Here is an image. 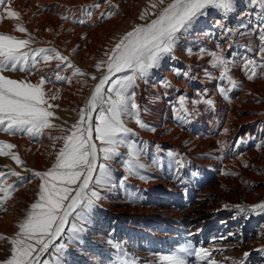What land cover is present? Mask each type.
I'll return each mask as SVG.
<instances>
[{
    "label": "bare ground",
    "instance_id": "bare-ground-1",
    "mask_svg": "<svg viewBox=\"0 0 264 264\" xmlns=\"http://www.w3.org/2000/svg\"><path fill=\"white\" fill-rule=\"evenodd\" d=\"M241 2L237 4L238 8L240 7L237 17L228 19L223 29L217 26V21H221L217 16H212L209 21L205 20L201 30L194 28L197 23L193 25L194 27L180 37L172 54L165 56L158 68L151 70L144 81H138L135 88L137 104L142 110L147 109V114L141 119L155 131L140 129L132 121H129L127 126L135 133L131 139L140 151V161L145 163L146 160L145 165L149 174L153 175V182L143 185L132 178L130 185L138 194H145L149 190L148 187H152V193L149 192L144 199L152 195L148 199V205L159 210L155 213L152 210L127 206L124 200L119 198L120 189L116 188L111 190L109 196L103 192L101 203L107 210L104 216L106 222L103 220L102 223H108V230L111 228L116 231L117 224L127 222L135 214H141L140 217L145 220L148 218L158 221L160 225L148 230L138 229L128 238L129 241L126 240L127 245L131 243L132 251L139 255L151 252L149 247L156 242L153 239L155 238L166 244L162 249L157 248L158 251H167L168 254L185 244H190L193 248L204 247L210 250L216 247L218 251L212 252V258L219 264H232L233 260H240L245 252L250 253L246 264H264L261 253L259 257H253L256 249L264 247V224L258 226L257 230H254V226H239L237 221L221 212L222 204L235 196L256 201L264 194V147H257L264 144V76L253 80L246 78L242 57L248 56V53L245 54L243 45H239L243 31L249 34L253 45L259 46V32H254L253 29L261 14L259 9ZM151 3L147 0H15V9L20 13V19L7 22L5 27L12 30L15 24H23L27 34L32 36L31 47H44L51 43L67 56L70 62L89 65V68L92 66L91 71H85L99 76L100 73L95 69L99 46L105 42L114 43V30L124 26L125 29L128 25L133 27L138 8L146 12L147 20L154 18L150 14L155 10L148 8ZM94 4H99L100 7L89 8L91 17L81 14L83 8ZM102 13L111 15L98 18ZM80 20H83V23H80ZM147 20H140L141 23L137 21L136 24L146 23ZM225 29L229 31L225 32ZM217 45L224 50L227 58L235 60L230 66V75L240 87L231 88L226 80L219 79V70L212 68L209 63L210 56L200 55L201 48L218 51ZM188 49H191V54ZM73 50L77 53H73ZM252 55L248 57L258 59L257 54ZM206 71L211 73L213 78L209 79ZM60 74L65 75V72L60 71ZM43 75L45 74L40 72V76ZM48 80L50 82L47 86L51 88L48 95H52V92L58 95V99L54 101L59 104L61 116L74 118L78 113L74 103L78 100L75 88L79 83L68 80L63 85L51 77ZM161 81H166L171 86H162ZM96 82L90 87L85 101ZM220 88L226 91L221 93ZM181 96L185 97L187 115L179 112ZM202 99H211L213 104L194 103ZM151 111L153 113L149 114ZM19 141L24 144V154L30 166L36 170L51 167L56 149L48 137L35 143L27 142L23 138ZM167 151L183 162V167L178 164L172 167V176L169 162L165 159ZM199 152H204L206 157L203 155L204 158L196 160L194 157L200 154ZM151 155L156 158L157 167H154L153 162L147 161L149 158L151 160ZM189 160L192 164H185ZM201 164L208 167L202 175L203 181L198 180L201 171L197 168ZM176 173L182 185L174 186L176 184L173 178ZM28 192L26 186V189L19 190L5 204L2 210L5 212L0 217V233L7 231L14 234L18 230L16 225L22 216L15 208L22 206L24 202L19 195ZM158 211L162 212V216ZM171 215L176 219H170ZM104 229H99V233ZM114 236L113 239H97L101 242L100 245L111 247L110 250L113 251L112 242L117 239ZM226 238H232V242ZM146 241L148 246L143 249L139 247ZM114 249L116 251L115 246ZM99 250L104 252L106 248L101 247ZM99 250L97 253L77 250V256H72L75 262L72 260L71 263L91 264L96 260L97 264H108L115 253L105 257L106 255L99 254ZM192 258L195 264V259ZM83 260L86 263H80Z\"/></svg>",
    "mask_w": 264,
    "mask_h": 264
},
{
    "label": "snow or ice",
    "instance_id": "snow-or-ice-1",
    "mask_svg": "<svg viewBox=\"0 0 264 264\" xmlns=\"http://www.w3.org/2000/svg\"><path fill=\"white\" fill-rule=\"evenodd\" d=\"M10 3L11 0H0V18L6 16L19 20L20 13L12 10ZM249 4L259 9L261 14L253 29L259 32L258 59L242 57L246 78L253 80L264 76V0H249ZM99 7V4L88 6L83 8L81 14L91 17L89 8ZM151 8L155 10L150 14L154 18L147 20L146 12L142 11L139 19L147 22L133 25L105 52L106 59L96 62L95 68L100 75L91 76L97 82L79 109V118L68 128L53 123L54 119H59L54 113V109L59 106L53 105L50 100H57L58 95L49 96L45 92L44 85L50 82L47 76H41L37 83H32L27 78H10L5 73L19 71L30 76L40 71L41 62L47 65L55 60L58 63L52 74L57 81L70 80L60 74L62 66L72 69L73 76L87 74L54 47H31L33 40L30 35L28 38H18L0 33V133L25 134L35 138L46 129L57 130L59 135L49 134L48 138L53 141V146L57 141H62L54 162L45 171L25 168L24 171L29 172L30 177L12 169L7 173L0 171V210L4 209L16 187L31 182V178L39 180L34 202L18 221V230L11 237L0 235V241L7 239L10 245V254L0 260V264H51L49 259L43 257L50 249H54L57 254L63 252L66 245L56 242L64 237L65 232L71 241L84 230L83 225L87 223L90 212L102 199L101 189L112 183L110 162L122 155L119 151L121 147L127 148L128 158L124 164L129 175H138V170L145 165L140 162V151L131 139L135 133L127 123L132 121L140 129L155 131L141 119L135 92L138 81L145 80L150 70L158 67L160 61L174 51L180 37L200 17L207 15L210 9L227 17L234 10V0H156L151 3ZM105 15L111 13H102L98 18ZM79 22L83 23V20ZM217 26L224 28L219 20ZM15 31L27 33V29L19 23L15 25ZM244 47L252 51L249 46ZM217 48L218 51L201 48L200 55L210 56L209 63L212 68L219 70V79L226 80L231 88L240 87L230 75V66L235 60L227 58L219 45ZM188 52L191 54V49ZM206 75L209 79L213 78L207 71ZM161 85L171 86L166 81H161ZM219 90L221 93L226 91L224 88ZM195 102L213 104L211 99ZM179 105V112L187 115L185 97L179 98ZM64 123L67 124V121ZM257 147H264V144ZM14 148L12 143L0 140V157H10L17 166H22L24 161L13 151ZM176 163L183 167L182 161L177 160ZM6 176L16 177L17 183H7L4 179ZM138 178L149 179L144 175H138ZM235 207L240 213L264 212V202ZM70 218L75 222L67 227ZM212 251L185 244L169 254L159 255L158 264H191L187 257H194L195 264H219L212 258ZM256 251L264 253V247ZM249 255L245 252L240 260H233L232 264H246ZM55 264H59L58 258ZM124 264L133 262L125 261Z\"/></svg>",
    "mask_w": 264,
    "mask_h": 264
},
{
    "label": "rangeland",
    "instance_id": "rangeland-1",
    "mask_svg": "<svg viewBox=\"0 0 264 264\" xmlns=\"http://www.w3.org/2000/svg\"><path fill=\"white\" fill-rule=\"evenodd\" d=\"M147 1L148 2H154V1L156 2V0H152V1L151 0H147ZM237 1H239V2L242 1V2H245L247 5H250L249 4V0H241V1L240 0H234V10L227 17H224L221 13H219L216 10H211L210 9L208 11L207 15L200 17L193 24L195 26V24L197 23V27H194L193 25L192 26L195 29L198 28V29L201 30V29H203V27H202L203 22L205 20L209 21L210 19H212L211 18L212 16L213 17L217 16L218 18H220L221 23L225 26V22L228 21V19H234V17H237V14L239 13L240 7L238 8L237 4L239 2H237ZM14 3H15V0H11L10 7H11L12 10L17 11L15 9L16 7H15ZM137 5H135V6H137ZM150 6L151 5L149 4L148 8L150 10H152V8H150ZM0 12H2V8H0ZM141 12H142L141 8H138L136 16H135V21L136 22L137 21L140 22L139 16H140ZM136 19H138V20H136ZM12 20L13 19H9L6 16L3 17V18H0V33L15 35L18 38H28L29 34L20 33L18 31H15V25L16 24L14 25V28L12 30H8L5 27L6 23L7 22H11ZM15 21H18V20H15ZM136 22H133V25H135ZM124 27H122L121 29L114 30L112 32V35H113V38H114V43L113 44H109L108 42L107 43L105 42L104 45L102 44V45L99 46V49H97V53H96L97 57L99 56L98 57V61L101 58H105L104 57L105 56L104 55L105 51H108L110 49V47H113L114 44L118 41L117 39L120 38V36H122L127 31H130L132 29V27L131 26L129 27V25L126 26L125 29H124ZM122 30H124L125 32L122 31ZM70 37H72V36H70ZM248 40H250V41H248ZM239 41L241 42V43H239V45H243L242 49H244L245 54L248 53L246 55L251 56L253 54L252 56H254L255 54L258 53L259 46L258 45H253L251 43L252 41H251V38H250L248 33L245 34V32L241 31V36L239 38ZM67 42L69 43L70 40L68 39ZM244 46L251 47L252 51H248ZM44 47H54V45L51 44V43H48L47 45H44ZM101 47H102V49H101ZM33 48H35V47H33ZM102 50L104 51V53L102 52ZM72 52L73 53H77L76 50H73ZM61 54L63 55V53H61ZM57 63L58 62L55 61V60L50 61L47 65H45L43 62H41L40 65H39L40 71L39 72H33V74L30 75V76L26 75L25 73H21L19 71H17V72H6L5 75H8L10 78H13V79H24V78H27L32 83H37L38 80L41 77L40 76V72H42L43 74H45L43 76H47V78L51 77L52 79H55V75H53L52 73H54L56 71ZM71 63L75 67H78L82 72H86L85 71L86 69H89V71L92 70L91 69L92 66L89 68V65H83V64H81L79 62L78 63L71 62ZM65 68H66V66H62L60 71L61 72L62 71L65 72V76L69 77L71 82L74 83V81H76L77 83H79V85L76 86V88H75V90H76L75 91V96H76V98L78 100L76 102L74 101L75 109H76V111H79V109L81 107H83V105L85 103L86 96L88 94V91H89L90 87L92 86V84L94 82L91 79L92 74L86 72L87 75H84V76H73V70L72 69H67V68L65 69ZM156 68H158V67H156ZM156 68H153V69H156ZM153 69H151V70H153ZM51 71H52V73H51ZM47 72H48V74H47ZM142 81H144V80H140V82H142ZM56 82L64 85L66 82H68V80H66V81H56ZM50 89L51 88L48 87L47 83H46L44 85V90H45V92L47 94L49 92H51ZM52 94H55V93L52 92ZM77 95H79V96H77ZM81 98H82V100H81ZM50 103H52L53 105H59L57 103V101H54V100H50ZM58 108L59 107L54 109L55 116L59 117V119H54L53 120V123H55V124L61 125L62 127H65V128H68V127L71 126L70 124L75 123L76 120L79 118L78 117V113H76L77 115L74 118L69 117L70 119H67L66 116L62 117L61 113H60V110ZM143 111L144 110L141 109V117H143L145 114H147L146 111H144V112ZM151 113H153V111L149 112V114H151ZM65 121H67V125L64 123ZM49 134H51L52 136H55V135H59L60 133L57 130L46 129L41 136H38V137H35V138H31V137H29L28 135H25V134L7 135L5 133H0V140L8 142V143H12L13 145H15V148L13 149V151H15L20 156L21 160L24 161V164L22 166H17L16 163L10 157H0V171L2 170L3 172L7 173L9 169H12V170L21 172V174L24 175V176L30 177L31 174L29 172L24 171L25 168L32 169L34 171H45V170H47V169L36 170L35 168H33V166H30L29 161H27L28 158H27L26 154H24V151H25V149L23 147L24 144L21 141H19V140L23 138V139H26L27 142L29 141L30 143H35L37 140L39 141V140H41V139H43L45 137H49ZM40 137H41V139H40ZM52 142L53 141L51 140V145H53ZM61 146H62V141H57L55 143V146H53L56 149L55 153L59 150V147H61ZM119 151L121 152L122 155L114 158L110 162V168H111V171H112V183L109 186L101 189V196H103V192L107 193V195L109 196V194L111 193L112 189H114V188H116L117 190L120 189L119 190V198L121 197L124 200V203L127 206H130L131 208H136V209H139V208L143 209L144 208V209H147V210H152V211H154L156 213V211L159 210V209L155 208V207H151V206L148 205V199L152 195L151 196L149 195L150 197H148V198L146 197L144 199V197L147 196L149 192L152 193V191H151L152 187H148L149 190L146 191L145 194L141 193L142 194L141 195V194H138L136 189L132 188V185H130V181L132 180V178L137 180V181H139L140 183H143V185L149 184L150 182H153V175L151 176L149 174V170H148V168H146L147 165H145L146 160H145V163L140 161L141 163H143L145 165V167L143 169L138 170V175H144V176L148 177L149 179L141 180V179L138 178V175H129V173H128L127 169H126L124 161L128 158L127 157V148L126 147H121ZM199 153L201 155L198 154L197 156L194 157L196 160L202 159L205 156L204 152H199ZM170 154H172V155H170ZM150 157H151V160L149 158L147 161L148 162H153L154 163V167H157L156 158L154 156H152V155ZM165 157H166L165 158L166 161L169 162V166H170L169 168L171 169V176H172L173 175L172 167L175 164H177L176 163L177 159H176L175 155H173V153H170L168 151L165 152ZM185 164L189 165V164H192V163L189 160V162L186 161ZM197 169H199L201 171V174H199V176H198V180L199 181H203L202 179H203L204 176H202V175L205 174V172L207 171L208 167L206 165H204V164H201L200 167L197 168ZM123 178H124V180H123ZM4 179L6 180L7 183H10V184H16L17 183L16 177L6 176ZM173 180L175 181V184H176L174 186H178V185H182L183 184L181 179L179 178L178 174L174 176ZM122 181H123V183H122ZM38 184H39V180L37 178H31V182H25L22 186L16 187L15 190L13 191L12 197L10 199H8L6 201V203L9 200H11L19 192V190L22 191L23 189H26V186H27L28 189H29V192L28 193H22V195H19L20 198L24 199L23 205L20 206V207L17 206V208H15L16 212L19 213L23 217L25 210L28 208V206L32 202H34L35 194L38 191ZM101 202H102V199L99 200L96 203V206L92 209V211L89 214L87 223L83 225L84 230L82 232L78 233L77 238L75 240H71L70 241L68 239L69 234L66 231L65 234H64V237L61 240L56 242V243H64L66 245L65 249L63 250V252L61 254H57L54 249H50L49 253H46L45 256L43 257V259H49L51 264H55L57 258L59 259V264H72L71 263V261L73 260L72 256L73 255L77 256V252H76L77 250L81 251V249H83V250H86V253L87 252L90 253V251L97 253V251L101 247L102 248L103 247L106 248V251H104L105 252L104 253V252H102V250H99L100 253L99 252L98 253L100 255H104V256L106 255L105 257H108V256H111L113 253H115L112 256L113 258L111 259V261H115L113 264H120V263L124 264L125 261H131V262H133V264H147V263L148 264H158V256H159V254L160 255H162L163 253L168 254L167 251H162L161 252V251H158V249H157V248H161L162 249V248L166 247V244L164 242H162L161 239L157 240V239L153 238L156 242L150 245V247H149L150 249L149 250H151V252L147 251L148 253H146V255H139L136 251H132L131 243H130V245H127V241H129L128 238H131L132 234L136 230H138V229L139 230L151 229V228H153L156 225H160L159 223H157L158 221H155V219H148V218L145 220L143 217H140L141 214H135L133 216V218L131 217V219H129L127 222L117 224V226L115 228V229H117L116 231H112L111 228L108 230L107 229V227H109L107 225L108 223H105V224L102 223L103 220H105L104 216L107 214V210L105 209L106 208L105 205H103ZM260 202H264V194L260 195L257 198L256 201L246 200V199H244V198H242L240 196H235V197L227 200L226 202H224L222 204L221 212L225 213L227 216L232 218L234 221H237V224L239 223V226H248L249 225L248 227L251 226L252 228L254 226V228H255L254 230H257L258 226H260L261 224L262 225L264 224V212L257 211L255 213H252V212L246 211L244 213H240L235 206H237V205L250 206V205L258 204ZM4 212L5 211L0 210V217L4 214ZM158 213H159V215L161 214L160 216H162V212L160 213L158 211ZM170 217H171L170 219H173V220L176 219L175 216H173V215H171ZM73 222H75V221L72 218H70L69 224H68L67 227H71V224ZM105 222H106V220H105ZM131 224H133V225H131ZM172 224H174V223L172 222ZM168 225H170V224H168ZM101 228L102 229L105 228V229L101 230L103 232L99 233V229H101ZM129 232H130V234H129ZM109 233H111V234H109ZM0 235H3L5 237H11L13 234H11V233H9L7 231H4V232L0 233ZM113 236H114V238H117V239H114L113 242L111 241L112 242V246H113V251L110 250L111 247H108V246H106L104 244L100 245L101 242H99L98 239H97V237H100L102 239H106V238L109 237L110 239H113L112 238ZM167 239H170V238H167ZM226 239L230 243L232 242V240H231L232 238H226ZM115 242H116V244H115ZM147 243H148L147 241L145 243L142 242L141 245L139 244L140 245L139 247H141L143 249L146 246H148ZM160 244H162V245H160ZM114 246L116 248V251H114L115 250ZM126 246H130V247L126 248ZM95 249H98V250L95 251ZM254 249H256V248H254ZM153 250H154V252H153ZM212 250H213L212 252H215L218 249H216V247H215V248H212ZM253 253H255V255H253V257H259V254L261 253V255L263 257L262 260H264V253L259 252V251H255ZM9 254H10V245H9L8 240L5 239L3 241H0V260L6 259V257ZM115 255H117V256L115 257ZM142 256H145V257H142ZM154 256H156V258ZM82 259H84L83 256H82ZM187 259L189 261H191V264L194 263V262H192L193 261L192 257L191 258L188 257ZM95 261L96 260L92 261L91 264H93V262H95ZM82 262L86 263V261H84V260L80 261V263H82ZM78 263H79V261H78ZM94 264H97V263L95 262ZM102 264H107V262H104Z\"/></svg>",
    "mask_w": 264,
    "mask_h": 264
}]
</instances>
